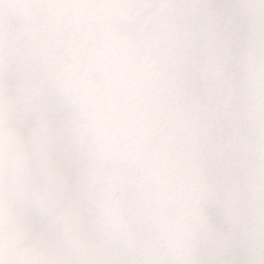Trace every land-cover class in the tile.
<instances>
[{"label": "snow or ice", "instance_id": "6c2138e0", "mask_svg": "<svg viewBox=\"0 0 264 264\" xmlns=\"http://www.w3.org/2000/svg\"><path fill=\"white\" fill-rule=\"evenodd\" d=\"M0 264H264V0H0Z\"/></svg>", "mask_w": 264, "mask_h": 264}]
</instances>
